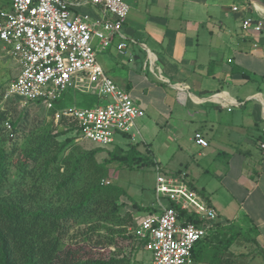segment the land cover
I'll return each mask as SVG.
<instances>
[{"label":"crops","instance_id":"crops-1","mask_svg":"<svg viewBox=\"0 0 264 264\" xmlns=\"http://www.w3.org/2000/svg\"><path fill=\"white\" fill-rule=\"evenodd\" d=\"M124 2L127 48L119 53L117 39L98 54L118 76L113 81L118 88L121 70H128L130 81L121 90L141 110L150 100L132 84L167 90L160 101L172 109L157 123L164 137L153 166L182 178L215 209L216 224L248 227L263 255L264 7L251 0ZM74 13L87 21L100 18L90 5ZM197 134L206 147L195 143Z\"/></svg>","mask_w":264,"mask_h":264},{"label":"built area","instance_id":"built-area-1","mask_svg":"<svg viewBox=\"0 0 264 264\" xmlns=\"http://www.w3.org/2000/svg\"><path fill=\"white\" fill-rule=\"evenodd\" d=\"M1 1L2 50L19 66L3 97L39 104L49 111L69 90L94 95L106 102L91 109H63L55 113L54 123L61 117L74 122L76 142L99 147L112 145L117 134L134 139L138 134L135 121L144 112L107 77L96 58L117 39L119 53L127 48L122 28L129 7L124 0ZM84 5L98 8L100 18L87 21L75 15ZM250 22L245 19L242 27L246 29ZM254 29L260 31V24ZM4 126L12 138L11 124L6 122ZM195 143L207 146L199 134ZM261 147L264 150V145ZM154 173L156 202L135 221L136 246L151 254L150 264H196L192 258L194 245L217 223V213L182 178L166 176L159 166L154 167Z\"/></svg>","mask_w":264,"mask_h":264},{"label":"trees","instance_id":"trees-1","mask_svg":"<svg viewBox=\"0 0 264 264\" xmlns=\"http://www.w3.org/2000/svg\"><path fill=\"white\" fill-rule=\"evenodd\" d=\"M2 55L0 41V59ZM9 82L0 80V101ZM76 93L65 92L27 132L0 110V264H137L132 258L136 239L120 218L127 193L107 181L108 164L153 162L139 156L135 146L124 156L109 152V159L99 161L106 147L85 149L75 140L74 122L61 117L55 124V113L72 107L67 104ZM242 232L215 224L194 245L193 260L228 263L223 256Z\"/></svg>","mask_w":264,"mask_h":264},{"label":"rangeland","instance_id":"rangeland-1","mask_svg":"<svg viewBox=\"0 0 264 264\" xmlns=\"http://www.w3.org/2000/svg\"><path fill=\"white\" fill-rule=\"evenodd\" d=\"M85 11L90 12V9H85ZM102 56V54L99 55L97 53V59L101 67L108 72V76L112 81H114V79L117 80L118 76H116V73L114 74V72H111V70L108 69ZM18 73V62L14 59L8 58L3 52L0 59V80L4 82L12 81ZM138 74L143 76L141 71H139ZM139 80L140 79H138V81ZM128 81H130L128 70H121L120 78L118 80L119 88L124 89ZM132 86L139 89L140 93H145L146 98L150 100L146 107H142L144 116L135 121V126L139 135L134 139H131L122 134H117L114 137V143L104 148V151L98 154L97 159L99 161H103L107 158L109 159V152H114L117 156H124L127 154L129 146H135L139 156H143L149 161L151 160L154 162L156 159L159 150L158 147L161 145V140L163 141L164 137V134L160 131V126H158L157 123H159L166 113H171L172 109H169V107L166 108V106L160 101L163 97V92H166L167 90L154 84H137V82L136 86L134 84H132ZM72 98L73 100L67 105L80 109L95 108L97 105L106 102V100L90 94L76 93ZM0 110L6 112L8 121L16 122L18 129L25 132L31 130L38 120L47 116V111L41 105L25 102L16 97L5 99L2 96ZM79 144L85 149H94L97 147L95 144L85 141H81ZM149 164L141 165V163L137 164L132 162L128 165L121 164L118 161H112L108 164L107 181L123 188L127 193V197L121 199L123 207L120 211V218L124 217L125 222L123 227L132 235H135L137 231L135 221L150 211H139L134 205L144 209L150 208V206L156 202L154 191V166ZM11 181L12 179H10V183ZM9 185L6 188H8ZM241 229L243 231L242 235L236 238L233 245L229 247L223 256L224 260L228 261L226 264H263L260 258L261 253L258 248L253 242L244 239L253 237V233L249 231L248 227H242ZM132 258L137 264H150L151 262V254L144 251L141 247L135 248Z\"/></svg>","mask_w":264,"mask_h":264},{"label":"water","instance_id":"water-1","mask_svg":"<svg viewBox=\"0 0 264 264\" xmlns=\"http://www.w3.org/2000/svg\"><path fill=\"white\" fill-rule=\"evenodd\" d=\"M251 1L264 7V4L260 0H251Z\"/></svg>","mask_w":264,"mask_h":264}]
</instances>
